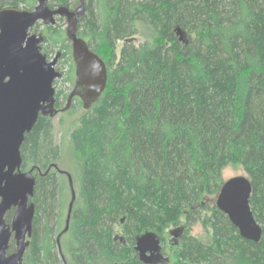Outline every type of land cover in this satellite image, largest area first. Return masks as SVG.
Instances as JSON below:
<instances>
[{
    "label": "trees",
    "instance_id": "1",
    "mask_svg": "<svg viewBox=\"0 0 264 264\" xmlns=\"http://www.w3.org/2000/svg\"><path fill=\"white\" fill-rule=\"evenodd\" d=\"M71 1L48 5L69 8ZM36 4L0 0V10L31 11ZM84 6L77 35L105 64L106 86L63 130L74 164L67 173L75 201L60 241L68 264H140L135 236L161 235L183 215L186 228L201 220L211 240L202 245L183 236L180 264H264V0H85ZM135 22L149 26L154 41L126 43ZM43 27L41 53L63 51L58 61L70 62L71 82L65 33ZM176 27L188 34L186 44L175 37ZM118 41L124 42L117 59ZM72 102L70 114L81 105ZM61 156L51 119L38 116L20 147L21 172L32 169L35 177L23 264H62L55 238L70 189L51 167ZM229 165L241 167L250 182L249 206L262 229L258 243L240 238L211 202ZM116 225L126 245L114 240Z\"/></svg>",
    "mask_w": 264,
    "mask_h": 264
},
{
    "label": "water",
    "instance_id": "2",
    "mask_svg": "<svg viewBox=\"0 0 264 264\" xmlns=\"http://www.w3.org/2000/svg\"><path fill=\"white\" fill-rule=\"evenodd\" d=\"M84 3L85 0H78L77 7L71 10L65 6L50 8L48 0H37L31 11L0 10V264H22L32 234L35 207L31 200L35 178L32 169L28 172L20 170V147L24 136L31 131L38 116L52 119L59 113L55 108L53 83L61 78V73L56 70L60 53L48 61L41 53L43 36L30 34V31L36 24L53 26L57 18L66 22L64 33L71 47L74 84L62 112L69 109L74 98H78L82 109L87 111L98 101L106 86L105 64L77 35L78 20L85 11ZM51 167L67 178L70 189L65 226L56 240L59 248V239L68 230L75 193L70 175L56 165ZM250 195L248 178L233 177L223 181L214 206L236 228L240 238L258 243L262 229L251 212ZM11 207L15 212L10 225H6L3 216ZM11 235L16 251L4 258ZM159 250L160 242L154 232H144L136 237L135 251L141 262L155 258Z\"/></svg>",
    "mask_w": 264,
    "mask_h": 264
},
{
    "label": "rangeland",
    "instance_id": "3",
    "mask_svg": "<svg viewBox=\"0 0 264 264\" xmlns=\"http://www.w3.org/2000/svg\"><path fill=\"white\" fill-rule=\"evenodd\" d=\"M131 3H134L138 0H128ZM77 2L78 0H72L70 4V9H74L77 7ZM54 6V4H53ZM19 9H22L21 7ZM54 28L60 29L63 33L66 27V22L64 19L62 21H59V19H56V23L52 26ZM134 28L135 32L134 35L131 38L126 39V43H131L135 47H138L139 45L145 43V42H152L154 41V34L152 33V30L150 29L149 26L145 25L142 22H135L134 23ZM44 30V27L42 24H39L33 31H30V34H41ZM178 30L179 32H177ZM174 34L175 37L179 40V42L186 44L188 40V34L186 31L182 30L179 27H176L174 29ZM42 35V34H41ZM64 39L65 35L63 34ZM193 38V37H192ZM124 41H118L116 43V58L118 59L120 49L122 47ZM65 45L70 48V43L65 41ZM42 47V44H41ZM70 51V50H69ZM58 52H63L58 48H55L53 52L46 54V59L48 61L52 60L56 53ZM65 52V51H64ZM72 60V58H70ZM56 70H58L61 73V78L56 80V83L54 86L55 88V93L56 92H61V95L59 97V109L66 108V97L67 95L72 91L73 89V84H74V70L72 72V81L69 82L68 80V74L70 71V62L66 60L65 58L61 59L58 61V64L56 65ZM74 102V101H73ZM72 102V103H73ZM66 112V111H65ZM83 109L81 105L76 104V109L72 114L66 112H62L57 114L55 117L51 119L52 122V127H53V139L55 145H57L61 152L62 156L60 161L57 163L58 169L64 172L71 173L74 167L73 164V159L71 155L70 148L68 146L67 142V137L65 138L63 135V130L69 129L71 126L75 125L77 119L82 115ZM74 171V170H73ZM242 176L245 177V173L239 166H234V165H229L225 167L222 170V180L226 181L230 178L233 177H238ZM211 202L214 204V199L211 200ZM209 210L208 212H203L201 213V218H205L206 216L209 215ZM185 216L183 215L180 219L181 223L177 227H168L164 229V231L161 233V235H158L161 241V246L164 251V256L168 259V262L166 264H180V261L178 260V249L179 245L177 244L176 246H173L174 242H180L178 239H175L172 237L171 233L176 231V229L180 230L182 229L184 231V236L186 238H192L196 240L198 243L202 245H206L210 242L211 240V231L209 228H204L201 224V220L196 222L192 226H188L189 228H186L185 225ZM121 223L124 222V218ZM114 231H115V236L117 237V240L120 238H123V232L121 230V226L116 225L114 226Z\"/></svg>",
    "mask_w": 264,
    "mask_h": 264
},
{
    "label": "flooded vegetation",
    "instance_id": "4",
    "mask_svg": "<svg viewBox=\"0 0 264 264\" xmlns=\"http://www.w3.org/2000/svg\"><path fill=\"white\" fill-rule=\"evenodd\" d=\"M71 10H72V9H71ZM78 22H79V20H78ZM57 64H58V62H57ZM55 108L59 111V113H62L63 108L59 109V107L57 106V104L55 105ZM59 113H58V114H59ZM52 169H53L55 172H57L58 174H60V173L56 170V168L52 167ZM32 174H33V173H32ZM33 177H34V174H33ZM34 178H35V177H34ZM31 201L33 202V198H32ZM69 201H70V200H69ZM68 203H69V202H68ZM33 204H34V203H33ZM67 206H68V205H67ZM14 212H15V208L11 207V208H10V209L4 214V216H3V221H4V223H5L6 225H10L11 220H12V217H13V215H14ZM66 212H67V210H66ZM65 220H66V213H65V217H64L63 228H64V226H65ZM63 228H62V230H63ZM62 230H61V231H62ZM59 234H60V233H59ZM59 234H57V235H56V238H55V244H56L57 253H58V256H59V258H60L62 264H68V262H67L65 256H64L63 253H62L61 246H60L61 238H62L65 234H64L63 236L60 237V239H59V248H58V247H57L56 240H57V236H58ZM142 234H143V233H142ZM140 235H141V234H140ZM156 235H157V234H156ZM171 235H172L173 238L178 239V241L180 240V242H181V239H182L183 236H184V231H183L182 229H180V230L176 229V231L172 232ZM31 236H32V234H31ZM138 236H139V235H138ZM136 237H137V236H135V238H134L133 251H134V254H135L136 258H137V261H138L140 264H166V263L168 262V259L164 256L165 254H164L163 248H162V246H161V241H160V238H159L158 235H157V238L159 239V242H160V250H159L158 253L155 254L156 257H155V258H151V259H149V261H147V263H143V262H141V261L139 260L138 253L135 251V240H136ZM114 240H115V241L117 240V237H116V236H115ZM118 241L121 242L123 245H126V243H123V242H124V241H123V238L118 239ZM28 242H29V245H30L31 237L28 239ZM180 242H179V243H178V242H174L173 246H176L177 244L180 245ZM28 247H29V246H28ZM28 247H27V248H28ZM59 250H60V252H59ZM15 251H16V244H15V241H14V239H13V235H11V237H10V239H9V241H8L7 247H6L5 251H4V258H7V257H9L10 255L14 254ZM60 253H61V254H60ZM147 256H148V253H147ZM23 257H24V255H23ZM23 257H22V264H23ZM64 261H65V263H63Z\"/></svg>",
    "mask_w": 264,
    "mask_h": 264
}]
</instances>
